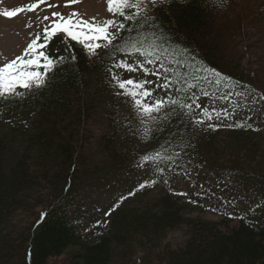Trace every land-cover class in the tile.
<instances>
[{"label": "trees", "instance_id": "obj_1", "mask_svg": "<svg viewBox=\"0 0 264 264\" xmlns=\"http://www.w3.org/2000/svg\"><path fill=\"white\" fill-rule=\"evenodd\" d=\"M225 1L170 0L154 9L148 6L149 14L168 37L195 55L202 68L229 78L217 84L215 77L204 79L208 74H199V84L210 95L201 94L198 103L210 110H214L210 101L219 96L235 100L237 92H261L250 72L226 70L215 60L210 39L221 20L217 4ZM47 51L54 57L75 55L76 60L66 61L51 73L44 88L22 99L0 100V264H49L61 258L65 264H114L115 257L125 259L130 255L140 256L136 264H264V207H256L257 203L264 205V175L257 173L240 176L252 194L247 210L236 209V215L231 216H245L244 220L230 215L219 222L192 217L190 208L194 209L196 201L188 203L186 198L164 194L152 208L120 207L108 216L97 234H84L74 209L83 178L73 135L65 126L70 117L68 99L88 88L95 71L104 70L119 55H127L109 48L108 55L89 57L76 42L62 47L59 36ZM181 71L192 73L194 69ZM194 91L199 93L200 89ZM179 95L191 102L185 94ZM25 102L32 105L30 125L12 128L13 113ZM90 111L80 106L75 117L87 120ZM192 115L200 118L196 110ZM247 117L240 113L230 121H212L216 130L207 123L191 125L185 117L183 164L187 167L192 157L205 158L216 152L217 131L227 134L239 153L255 156L260 150L254 131L227 126L246 120L254 128ZM138 127L132 110L126 122L110 128L103 138L111 154L112 172L131 168L140 156L157 147L153 140L147 143L145 152L135 155L133 145L140 139L129 129ZM180 227L188 229L182 242L168 241L169 234Z\"/></svg>", "mask_w": 264, "mask_h": 264}, {"label": "rangeland", "instance_id": "obj_2", "mask_svg": "<svg viewBox=\"0 0 264 264\" xmlns=\"http://www.w3.org/2000/svg\"><path fill=\"white\" fill-rule=\"evenodd\" d=\"M226 3L217 4L220 17L213 38L212 48L215 60L226 69H236V73L250 72L253 80L260 89L259 94L250 93L236 100L239 104H231L230 99L223 98L211 101L212 109H223L225 106L236 108L251 117L254 128L255 142L260 151L254 155L239 153L233 145L232 140L217 131L216 152L209 157L207 155L194 156L190 159L191 164L187 171L189 177L174 176L166 174L169 185L163 183L164 177L158 176L150 166L140 168L137 163L131 168L118 172L110 170L111 158L107 144L103 138L109 133L110 128H116L129 119L132 111L128 98L117 95L118 89L111 79L109 68L113 63L125 60L131 62L134 58L118 56L112 64L101 71H95L89 86L80 93L73 94L68 99L70 117L67 119L66 127L73 135V142L78 150V166L81 172V189L74 200V209L80 221L84 234L95 235L104 227V213L108 212L114 204L123 196L124 200L120 207L134 206L139 209L155 207L157 200L164 194L172 197L173 192H186V199H192L197 205L191 209L192 217H202L211 222H219L226 215H236V209L241 212L247 210L251 189L243 186L244 181L240 176L246 173H257L264 175V101L258 97L264 93V0H227ZM38 3V0H0V13L14 11L23 8L14 18H6L0 15V66L20 56L30 38H34L38 31L37 17L51 16L54 11L67 16L70 12L80 13L85 20L95 18L98 22L113 19L106 11L105 0H80L72 4L70 0H48V3L59 7L49 8L48 3L41 4L35 11L27 9ZM69 5V6H65ZM47 9V11H44ZM31 21L32 27H26ZM43 25H39L42 31ZM70 41L62 47L69 46ZM112 72L120 75L122 79L135 77L145 78L141 72L126 73L123 69L112 68ZM154 79V77H148ZM201 82V79H199ZM154 95L163 96L162 89H158ZM252 102L251 105L249 102ZM13 113L14 125L12 128L30 125L32 105L28 102ZM89 107V117L80 120L75 117L80 106ZM19 143V142H17ZM147 149V143L137 140L133 145L135 155L142 154ZM210 154V153H208ZM175 171V170H174ZM160 179V183L143 191L132 193L139 184L146 180ZM195 185V187H193ZM200 185H204L201 189ZM200 192L199 196L194 195ZM205 193H208L205 195ZM117 208V209H118ZM215 208L217 211H213ZM99 209V211L97 210ZM188 234L186 227L172 231L168 241L179 244ZM140 256H129L127 258L115 257L114 264H136ZM49 264H65V259L53 260Z\"/></svg>", "mask_w": 264, "mask_h": 264}, {"label": "snow or ice", "instance_id": "obj_3", "mask_svg": "<svg viewBox=\"0 0 264 264\" xmlns=\"http://www.w3.org/2000/svg\"><path fill=\"white\" fill-rule=\"evenodd\" d=\"M70 2L75 4L80 0H70ZM105 2L106 11L113 17H117L116 19L100 22L95 18L85 20L76 11L70 12L67 16L58 11L52 12L51 16L44 15L42 18L38 16V31L34 38H30V43L27 44L23 53L0 66V100L22 99L27 94L44 88L51 73H54L66 61L76 60L75 55L54 57L48 53V45L58 36L65 44L69 41L76 42L89 57L97 55L103 57L109 54L107 52L109 48L117 49L129 58H134L131 62L125 60L115 62L109 68L111 79L118 89L116 94L128 98L134 118L140 126L130 128L129 131L144 143L153 140L157 143L153 151L139 157L137 166L152 167L158 176L164 177L163 183L170 186L166 174L177 177L191 175L183 164L184 149L181 148V142L185 138V117L191 125L199 127L207 123L209 128L216 130L212 121H230L239 114L236 108L227 106L215 110L202 107L198 103L200 95L209 96L210 93L199 84V74L207 73L204 79L208 76L215 77L217 84L222 80L229 81V78L223 77L221 73L206 66L202 68L197 63L195 55L168 37L155 18L149 14V5L154 9L169 3L170 0H105ZM216 2L219 3L221 0ZM45 3H48V0H38V3L31 5L27 10L35 11ZM48 7L59 6L48 3ZM24 10L20 8L4 11L0 15L11 19ZM121 17L122 21L119 19ZM39 25H43L42 31L39 30ZM32 26L31 21L26 25L29 28ZM121 33L126 35L121 36ZM68 51L71 50L68 49ZM189 67L194 69L192 73L181 71ZM112 68L123 69L129 74L141 72L145 78L122 79L120 75L112 72ZM148 77H154V79H148ZM158 89H162L165 95H154ZM196 89H200V92L194 91ZM171 92L177 95H168ZM181 93L185 94L191 102L185 101L179 95ZM235 95L241 96L242 93L237 92ZM224 98L227 99L228 96L225 95ZM258 100L264 101V94H261ZM230 103L239 104L240 102L230 101ZM251 103L250 101L249 104ZM193 110H196L200 118L193 117ZM227 126L259 131L257 128H252L246 120H237L235 124L229 123ZM158 183H160L158 178L146 180L129 195H135L136 192ZM200 188L203 189L204 185H200ZM172 194L188 196L186 192ZM200 194V192L194 193L197 196ZM127 198V196L121 197L108 212L104 213L105 217L110 216ZM188 203H195V201L189 199ZM256 207H264V205L257 203ZM212 210L217 211L215 208ZM253 210L249 209V211ZM229 218L244 220L246 217L229 216ZM105 223H107L106 219Z\"/></svg>", "mask_w": 264, "mask_h": 264}]
</instances>
